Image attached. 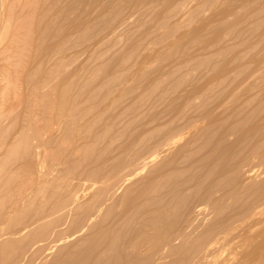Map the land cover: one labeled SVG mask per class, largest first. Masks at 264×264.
<instances>
[{"label":"bare ground","instance_id":"1","mask_svg":"<svg viewBox=\"0 0 264 264\" xmlns=\"http://www.w3.org/2000/svg\"><path fill=\"white\" fill-rule=\"evenodd\" d=\"M203 2L194 15L191 0H176L151 17L135 55L122 38L167 0H0V264H264V182L245 168L264 161V118L247 130L261 110L247 111L256 96L236 97L256 76L230 89L227 73L208 79L203 70L233 52L228 39L264 42V0H240L214 25L215 39L200 32L178 54L170 41L213 5ZM164 52L179 61L147 70ZM249 56L245 48L229 62ZM224 133L235 139L221 149ZM60 135L84 150L63 183L44 160ZM112 140H121L115 155ZM70 229L87 233L66 249Z\"/></svg>","mask_w":264,"mask_h":264},{"label":"rangeland","instance_id":"2","mask_svg":"<svg viewBox=\"0 0 264 264\" xmlns=\"http://www.w3.org/2000/svg\"><path fill=\"white\" fill-rule=\"evenodd\" d=\"M133 1L135 2V0H133ZM174 1H176V0H167V3L165 4V6H163L159 10H155V12L152 14L154 16H150V18L151 17H155L154 19H157V17H159L161 15H164L165 10L171 4H173ZM212 1H213V5H211L209 7H206L204 9L205 12L203 11V14H201V16H200L201 18H193L192 21H188V22L186 20V22L184 23V26L171 39L170 46H174L176 48L175 51H177L178 54H179V51L181 49L186 48V45H188V42L190 40H193V39H197L198 40L199 39L198 36H200V32H202V38L204 40H213V39H215V37L217 36L218 33L215 35V33H214V27L215 26L214 25L221 18H223L225 15L229 14L230 11L237 9V7L239 6V2H240V0H212ZM201 3H205V2H203V0H191V3H190V10L191 11L189 10V14L194 15L193 11H195L197 8H199ZM201 5H203V4H201ZM262 5H263V3L261 2V4L260 3L256 4V7H260ZM86 10H87V13L90 14L89 16L91 17V8L87 7ZM117 10L118 9H113V12L115 13V11H116L118 13ZM126 14L127 13H125V15ZM141 15L142 14L139 13V12L137 14H134V17L131 20L132 29L135 30V28L133 26H137L136 22H137V20H139V18L141 19ZM260 17L264 18V13L261 14ZM150 18H149V20L147 19L146 23L144 22L143 24H141L142 25L141 28H139L140 25L137 26L136 27L137 31H134L133 35H131V36H127L126 35L127 37L125 36V38H122V40L120 42L121 43L120 45L122 46L123 51L132 52L135 55L136 54H138V55L140 54L141 55L143 53L142 48H143V44L144 43L143 44L140 43V41L138 39L139 38H143V36L147 35V33L149 31L148 29L150 28L151 23H153V21H154L153 18H151V20H150ZM111 21H109V23ZM91 24L92 25H90V26H91L92 33L97 34L96 36L102 35V33L104 31L102 29V28H104L103 24L102 25H101V23H97L96 24V22H91ZM168 27L169 26L167 25L166 28H168ZM219 30L223 31L222 28H219L218 31ZM236 30L238 31L237 33L240 35L239 37H246L247 36V32H246L247 25L246 24L240 25L238 28H236ZM219 33H220V31H219ZM258 33H260V34L264 33V24L262 26L258 27ZM255 38L256 37H254V36L250 37L249 40L252 41V42H248L245 45H241V46L240 45L238 46L237 44L235 46V42L238 43L237 41L234 42V41L229 40V39L226 40L225 41V45L228 44V46H229V45L233 44V50H232L233 52L229 53L226 59L211 58L212 60L210 59V66H209L210 68L208 67L206 70L203 69L204 72L207 74V78L208 79H216L217 77L224 76V74L226 75V73H227L226 76H230L231 79H232V82L229 83L230 89L235 84H237L247 73L249 74L252 71L254 72V77L255 76L257 77V78L255 77L254 80L257 83L253 80V83L251 84L252 88L250 86L249 90L247 92H245V90H243V89H240L236 93V97H237L238 100H242L244 98H249L252 95L256 96L255 97V101L252 104H250L249 107H247V111L251 110L252 108L261 110L260 111L261 113H259L257 116L255 115L252 118L253 120H251L252 122L250 121V123L247 124L248 129H247V127L245 128L247 130H249L251 128V123H252V125L258 124L260 122V119L264 118V65L262 67H260L258 69V71L257 70L255 71L254 69H255V66H256L255 64L256 63L252 62V61H256V59H257L256 56H260L262 54L264 56V42H261L260 44L255 45V44H253ZM94 42H95V38L93 40H90L89 42H85V43L84 42H77V44H76L77 46H75L76 47L75 50H80L82 48H85L89 44H90L89 46L92 47V45H94ZM201 42H202V40L196 42L198 48L200 47ZM79 44H80V46H78ZM245 48H247L248 55L250 54V56L247 57V59H244L243 61H240L237 65L236 64H234V65L230 64L229 61L232 59L233 56H235L236 52L242 51ZM139 50H141V51H139ZM166 52H164V54H162L160 58H156L157 60L156 59H151V62H150V65H149L150 67L148 66L149 69H147V70H150L151 72L157 71V72H160V73H165L166 71H168L170 69L169 67H171L174 64V62L179 61V60L176 59V56H174L175 58L173 57L175 61H173L172 58H171L172 59L171 60L168 56H167L168 58H166L165 57L166 56V54H165ZM206 53H208V52H206ZM252 56L255 59H252ZM85 57L86 56H82L81 60H84ZM164 57L166 59L163 60L162 58H164ZM239 65H243L246 68H245L244 73L241 72L240 75H236ZM107 67H108L107 71L109 72L110 69L113 68V64H109V66H107ZM236 67H237V69H235ZM150 71H148V72H150ZM108 72H106V73H108ZM147 80H148V78H147ZM149 80H150V78H149ZM145 81H146V79H145ZM229 122L230 121H227L226 123L228 124ZM204 129H205V124L202 123L200 131H203ZM224 129H225V127H222V130H224ZM245 129L243 127L244 131H245ZM230 135L231 134H227V133H224L222 135L223 140L225 141L226 145H223L221 147V149L224 148V146H228L229 143H231L235 139L234 135H231V136ZM238 135H239V133H238ZM219 136H221V135L218 132L216 134V136H215V140ZM224 136H226V137L224 138ZM227 137H228V139H227ZM239 137L237 136V138H239ZM120 141L121 140H115V141L112 140V145H111L112 146L111 147L112 152L111 153L113 155L116 154L117 146L119 145ZM76 143H81V140L76 142ZM76 143L72 144L70 142V140H68L66 138V136L60 135L58 140H57L56 145L53 148V150H51V149L50 150L49 149L45 150V152H44V160L46 162H50V163L53 164L51 169H52L54 177H55V182L63 183V182H66V180L69 179V176L71 175V162H72V160H74L77 157L81 156V154L83 153V151H84L83 147L81 149H79V150H75L74 149V145ZM67 151H71L70 155H69V153H66ZM249 160H250V162H249ZM249 160L246 162L245 168H251L253 170L254 175L257 176L256 179H255L256 180L255 182H257V181H258L257 183L264 182V177H263L264 176V161H262L261 159H260L261 161H259V158H253V159L249 158ZM255 160H258L259 163H258V161H255ZM121 193H122V190L117 195H121ZM87 198L88 197L86 195L85 199H87ZM244 227L245 226L240 227V230H243ZM69 231L71 232V234H70ZM69 231H65L64 230L65 233H62V235L64 237L67 236V234L69 235L66 238V241L68 242V245H66L67 244L66 241L63 242L66 249L67 248L69 249L75 242H77L79 239H81L87 233V231H85V232L83 231V233H77L76 234V233H73V230L71 231V229ZM258 231L259 230H257L256 233ZM241 233L242 232L238 233L239 237L242 236ZM75 235H76V237H75ZM72 238H74V239H72ZM71 239H72V241H71ZM258 239H261V236L258 237ZM59 247L55 248L57 251L55 249L51 250V253H53L54 256L52 254H49L46 257V261L47 260L51 261L55 256H57V252H58V248Z\"/></svg>","mask_w":264,"mask_h":264}]
</instances>
